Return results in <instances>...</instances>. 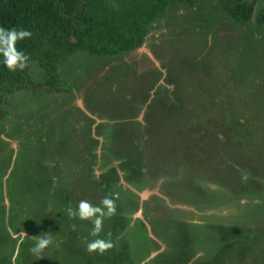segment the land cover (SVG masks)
I'll return each instance as SVG.
<instances>
[{"label": "rangeland", "instance_id": "374dc122", "mask_svg": "<svg viewBox=\"0 0 264 264\" xmlns=\"http://www.w3.org/2000/svg\"><path fill=\"white\" fill-rule=\"evenodd\" d=\"M263 6L169 9L140 48L62 64L69 91L8 96L0 264H264Z\"/></svg>", "mask_w": 264, "mask_h": 264}, {"label": "trees", "instance_id": "16d2710c", "mask_svg": "<svg viewBox=\"0 0 264 264\" xmlns=\"http://www.w3.org/2000/svg\"><path fill=\"white\" fill-rule=\"evenodd\" d=\"M257 0H218V7L237 23H248ZM200 0H0V27L25 29L30 37L17 39L14 50L0 38V134L8 96L22 89L38 92L69 91L63 82L62 64L79 52L93 56H118L140 48L150 32V25L163 18L169 9L197 7ZM257 25L264 28V6ZM23 52L24 67L9 69L4 59ZM37 62L45 72L39 85L29 65Z\"/></svg>", "mask_w": 264, "mask_h": 264}, {"label": "clouds", "instance_id": "9594fccd", "mask_svg": "<svg viewBox=\"0 0 264 264\" xmlns=\"http://www.w3.org/2000/svg\"><path fill=\"white\" fill-rule=\"evenodd\" d=\"M31 32L25 29H4L0 27V38L6 37V43L9 44L11 48L14 50V42L19 38L23 39L24 37H30ZM27 59L26 55L23 52H15L12 55L11 58H8V56H5L4 63L9 68L14 70L15 68H23L24 67V61ZM105 203L110 204L111 201H105ZM70 215L73 213L69 212ZM89 214V205L86 202L80 203V215L81 217H85ZM97 227L99 226V220L96 221ZM17 234H13V237L16 238ZM20 237V242L23 240V233L18 234ZM49 241L47 239H39L37 244L33 246L30 251H32L37 257L40 255L41 251L48 245ZM112 245L111 243L104 244V243H89L88 244V250L89 251H95L98 248L103 251L107 248H110ZM18 254V245H17V252L13 254L12 257V264H15V258Z\"/></svg>", "mask_w": 264, "mask_h": 264}, {"label": "crops", "instance_id": "0c3cea01", "mask_svg": "<svg viewBox=\"0 0 264 264\" xmlns=\"http://www.w3.org/2000/svg\"><path fill=\"white\" fill-rule=\"evenodd\" d=\"M100 124H98V126H99Z\"/></svg>", "mask_w": 264, "mask_h": 264}]
</instances>
